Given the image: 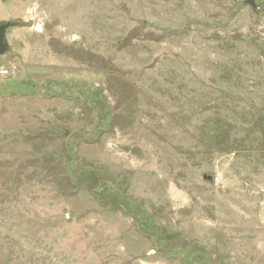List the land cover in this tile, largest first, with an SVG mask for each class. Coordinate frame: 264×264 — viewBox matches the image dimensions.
I'll return each mask as SVG.
<instances>
[{
    "label": "rangeland",
    "instance_id": "obj_1",
    "mask_svg": "<svg viewBox=\"0 0 264 264\" xmlns=\"http://www.w3.org/2000/svg\"><path fill=\"white\" fill-rule=\"evenodd\" d=\"M0 0V264H264V0Z\"/></svg>",
    "mask_w": 264,
    "mask_h": 264
},
{
    "label": "water",
    "instance_id": "obj_2",
    "mask_svg": "<svg viewBox=\"0 0 264 264\" xmlns=\"http://www.w3.org/2000/svg\"><path fill=\"white\" fill-rule=\"evenodd\" d=\"M244 3L248 5L252 10H256V5L254 0H245ZM11 27V23L0 24V55L4 54L7 50V46L5 44V30Z\"/></svg>",
    "mask_w": 264,
    "mask_h": 264
},
{
    "label": "built area",
    "instance_id": "obj_3",
    "mask_svg": "<svg viewBox=\"0 0 264 264\" xmlns=\"http://www.w3.org/2000/svg\"><path fill=\"white\" fill-rule=\"evenodd\" d=\"M8 73L9 72L6 68H0V77H6Z\"/></svg>",
    "mask_w": 264,
    "mask_h": 264
}]
</instances>
